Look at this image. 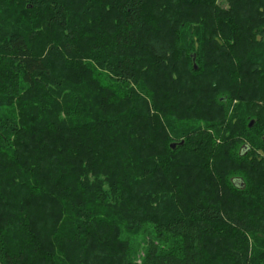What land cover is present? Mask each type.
Here are the masks:
<instances>
[{
  "label": "trees",
  "instance_id": "1",
  "mask_svg": "<svg viewBox=\"0 0 264 264\" xmlns=\"http://www.w3.org/2000/svg\"><path fill=\"white\" fill-rule=\"evenodd\" d=\"M0 264H264V0H0Z\"/></svg>",
  "mask_w": 264,
  "mask_h": 264
},
{
  "label": "rangeland",
  "instance_id": "2",
  "mask_svg": "<svg viewBox=\"0 0 264 264\" xmlns=\"http://www.w3.org/2000/svg\"><path fill=\"white\" fill-rule=\"evenodd\" d=\"M144 237H146V235H143ZM138 239H134L133 237H131L130 239L135 241V245L136 246H139V253L137 254V262L140 263V257L144 254L143 253V250H142V246H143V237L140 236V237H137Z\"/></svg>",
  "mask_w": 264,
  "mask_h": 264
},
{
  "label": "water",
  "instance_id": "3",
  "mask_svg": "<svg viewBox=\"0 0 264 264\" xmlns=\"http://www.w3.org/2000/svg\"><path fill=\"white\" fill-rule=\"evenodd\" d=\"M252 124H253V122L250 123V125H252ZM182 143H183V142H182ZM176 146H177L176 144H172V148H173V149H175Z\"/></svg>",
  "mask_w": 264,
  "mask_h": 264
}]
</instances>
